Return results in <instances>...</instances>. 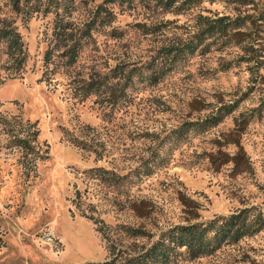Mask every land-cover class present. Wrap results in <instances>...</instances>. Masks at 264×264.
I'll return each mask as SVG.
<instances>
[{
  "label": "rangeland",
  "instance_id": "obj_1",
  "mask_svg": "<svg viewBox=\"0 0 264 264\" xmlns=\"http://www.w3.org/2000/svg\"><path fill=\"white\" fill-rule=\"evenodd\" d=\"M46 1L15 13L1 0L28 60L12 79L0 52V264H102L177 225L264 213V0L114 4L111 25L84 38L103 0H48L79 40L72 65L58 49L45 58L58 20ZM220 17L245 22L246 40L197 35ZM236 102L219 125H193ZM27 123L47 154L31 167L13 137ZM168 264H264V228L198 259L180 249Z\"/></svg>",
  "mask_w": 264,
  "mask_h": 264
},
{
  "label": "trees",
  "instance_id": "obj_2",
  "mask_svg": "<svg viewBox=\"0 0 264 264\" xmlns=\"http://www.w3.org/2000/svg\"><path fill=\"white\" fill-rule=\"evenodd\" d=\"M136 0H103L99 4L92 16L91 22L87 29L82 34V38L90 36L91 32L96 27L97 23L100 28H105L111 25L113 21L112 7L114 4H128L131 5ZM142 2H153L156 7L163 10H184L191 6L200 4L204 1L210 0H141ZM15 13H21L24 9V2L29 7L28 0H6ZM41 2V0H40ZM148 2L146 4H148ZM41 5H43L41 3ZM52 5H55L57 27L54 31L57 46L48 50L45 54L46 60H49L54 53V50L62 51L60 56L66 60L67 65L74 64L79 56L80 47L79 40H75L72 24L63 20L60 16L59 3H51L46 1L44 12L51 11ZM36 11H41L38 4H34ZM34 7V8H35ZM25 14L32 15L29 10H25ZM203 30L197 34L198 36L219 33L222 37H229L230 31H234L233 38L242 37L239 43L246 40L248 32L240 30L245 25L239 19L232 20L230 17H220L215 20L204 19ZM209 23V24H208ZM199 45L191 41L186 49L195 51ZM245 49H251L252 57L249 61H260L262 55L255 48L254 43H250ZM6 56L7 70L12 79L23 78L26 63L28 60V53L23 42V37L14 23L7 17H1V0H0V52ZM159 80L157 79V82ZM155 82V83H157ZM238 108V102L225 105L219 108L215 113L211 114L205 121L194 123V126L201 125L202 130L208 127L219 125L226 117L233 114ZM15 132L13 135L16 146H18L27 160L26 166L31 167L35 159H43L47 154H42L41 148H38L34 143L38 130L34 124L27 123L23 129ZM14 131V129H13ZM76 144V143H75ZM30 165V166H29ZM25 166V167H26ZM255 208H245L228 216L219 217L208 222L190 223L187 225H177L166 231H163L157 240L152 242L147 248L136 252L128 249L121 250V252L112 253L110 260L102 264H168L171 262L174 254L184 249L191 259H198L204 256L213 254L222 246L236 243L241 239L253 236L259 233L264 228V213L252 214ZM99 231H103L102 228ZM133 236H145L146 232L143 230H132ZM104 234V233H103ZM100 264V263H90Z\"/></svg>",
  "mask_w": 264,
  "mask_h": 264
}]
</instances>
